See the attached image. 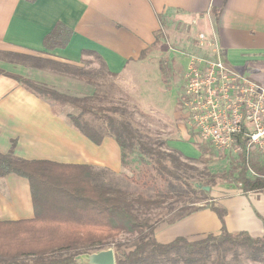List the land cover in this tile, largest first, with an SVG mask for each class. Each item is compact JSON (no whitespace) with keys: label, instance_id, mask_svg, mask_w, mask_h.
I'll list each match as a JSON object with an SVG mask.
<instances>
[{"label":"trees","instance_id":"16d2710c","mask_svg":"<svg viewBox=\"0 0 264 264\" xmlns=\"http://www.w3.org/2000/svg\"><path fill=\"white\" fill-rule=\"evenodd\" d=\"M211 15L217 18L218 13L213 11ZM160 22L161 30L153 46L166 40V18L160 16ZM72 35V30L58 23L44 38V47L63 49ZM83 55L91 56L93 61H86L84 67H73L9 54L22 64L54 69L94 86L96 91L91 96H68L2 70L0 76L13 78L58 109L69 105L73 109L67 114L70 123L95 145H101L107 137L114 139L121 150L125 180L152 191L154 198L131 195L110 186L104 178L106 172L91 166L27 161L14 156L13 150L0 154V178L16 175L27 180L34 207L31 220L0 222V264H84L79 256L111 246L116 264H244L243 256L254 264H264V233L254 238L244 231L229 232L228 212L211 196L220 184H231L243 195L264 193L263 153L248 151L246 140L239 139L241 150L231 154L229 169L208 177L197 187L183 177L191 166L182 160V153L146 143L126 119L125 109L104 104V80L118 75L108 70L98 53L82 51ZM166 59L159 62L162 73L170 66ZM183 100L181 96L180 101ZM195 144L201 160L210 155H226L208 145ZM169 203L183 205L165 207ZM202 210H211L219 218L222 228L218 235L208 234L195 240L178 237L167 244L157 241L156 229L161 224H174ZM171 214L175 217L166 220L165 215ZM255 214L264 227L262 216ZM122 237L132 238L133 242L121 241ZM228 254H232L229 260Z\"/></svg>","mask_w":264,"mask_h":264},{"label":"crops","instance_id":"0c3cea01","mask_svg":"<svg viewBox=\"0 0 264 264\" xmlns=\"http://www.w3.org/2000/svg\"><path fill=\"white\" fill-rule=\"evenodd\" d=\"M213 11L217 18L211 15ZM167 13L190 27L199 24L209 29L226 61L264 84V0H0V70L68 96H91L94 86L54 69L22 64L9 54L84 67L93 58L82 56V51H94L108 70L118 75L114 78L146 88L155 79L160 83V60L151 65L154 53L149 50L161 30L160 16ZM58 23L72 30L70 43L63 49L47 50L44 38ZM71 112L69 105L58 109L13 78L1 75L0 154L13 150L14 156L27 161L87 165L106 172L108 181L120 177L124 169L116 141L107 137L95 145L72 126L67 117ZM213 198L228 212L229 232L263 235V225L255 214L264 215L262 194H251L249 201L240 193L230 199ZM33 218L28 181L16 175L0 178V222ZM164 226L156 230V239L162 244L176 237L195 240L197 236L218 235L222 228L211 210L199 211L172 227Z\"/></svg>","mask_w":264,"mask_h":264},{"label":"rangeland","instance_id":"374dc122","mask_svg":"<svg viewBox=\"0 0 264 264\" xmlns=\"http://www.w3.org/2000/svg\"><path fill=\"white\" fill-rule=\"evenodd\" d=\"M165 18L168 25L165 31L166 40L153 46L149 50V53H154L153 60H149L151 65H156L159 60L164 58H167L166 60L170 63V66L165 68L164 73H162L159 67L160 83L155 79L154 84L142 88V84H134L125 78H107L104 80L105 84L103 87V93L107 97L104 104H112L125 109L126 119L146 143L151 146H162V149L167 150L168 152L182 153V160L191 166V169L183 172L184 179L192 184H196L197 187H200V184L208 177L212 175H221L224 171L229 169L232 154L227 153L225 156L219 154L213 156L210 155L201 160L197 146L193 139H191V131L186 124V113L184 110V74L186 71L187 56L197 51V37L202 33L210 35L209 29L206 27H200L199 24L191 25L192 27H190L189 25L178 21L173 13H167ZM89 60L93 61V59ZM95 67L97 68L98 65H95ZM179 94L180 97L184 96L183 102L180 101ZM123 174L120 177L111 178L109 185L123 189L131 195L140 194L148 198H154L152 191H147L141 187L132 185L125 180ZM127 174H129V172H127ZM237 193H240L247 201H249L248 198L251 194H262L264 197V193L243 195L231 184L218 185L213 189L211 196H221L222 198L230 199ZM185 201L188 202V200ZM190 202L191 201L187 204H190ZM170 205L179 208L183 203H169V205H166L165 207H169ZM164 210L166 211V209ZM174 217L175 214L165 215L166 220L173 219ZM262 218L264 219V215ZM260 221L263 225L261 219ZM179 222L174 224L164 223L159 227L167 225V227H162L166 229ZM248 234L254 238L259 237L258 235L249 232ZM202 237L204 236H197L196 238L201 239ZM120 240L128 243L133 242L132 238L128 237H122ZM112 248L113 246L108 249ZM231 257L232 254L227 255L228 260ZM242 259L245 261L244 264H254L248 261L245 256H243Z\"/></svg>","mask_w":264,"mask_h":264},{"label":"built area","instance_id":"2783aa9c","mask_svg":"<svg viewBox=\"0 0 264 264\" xmlns=\"http://www.w3.org/2000/svg\"><path fill=\"white\" fill-rule=\"evenodd\" d=\"M196 48L184 74L191 139L226 154H237L239 139H245L248 151L264 155V84L231 66L215 35L199 34Z\"/></svg>","mask_w":264,"mask_h":264},{"label":"water","instance_id":"95a60500","mask_svg":"<svg viewBox=\"0 0 264 264\" xmlns=\"http://www.w3.org/2000/svg\"><path fill=\"white\" fill-rule=\"evenodd\" d=\"M78 259L84 264H116L115 253L112 249L94 254H84L79 256Z\"/></svg>","mask_w":264,"mask_h":264}]
</instances>
